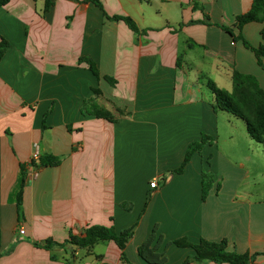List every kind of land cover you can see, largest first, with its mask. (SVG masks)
Listing matches in <instances>:
<instances>
[{"label":"crops","instance_id":"crops-1","mask_svg":"<svg viewBox=\"0 0 264 264\" xmlns=\"http://www.w3.org/2000/svg\"><path fill=\"white\" fill-rule=\"evenodd\" d=\"M98 1L102 7L90 0H10L0 8V42L10 43L0 60V264H64L66 254L56 249L60 260L52 261L35 244L64 243L94 225L119 233L138 222L126 248L131 264H146L138 248L155 227L164 238L160 251L187 238L228 240L229 251L264 253V199L245 185L244 162L255 142L238 137L229 118L221 121L230 114L214 109L207 84L231 92L236 70L255 76L264 90V57L261 67L222 28L233 29L253 0ZM114 16L131 18L141 33L109 19ZM263 28L249 23L242 35L259 48ZM82 57L97 65L99 80L80 64ZM100 110L112 120L94 116ZM203 134L212 143L184 174H170ZM35 146L61 164L32 175L20 217V166L31 161ZM203 171L216 177L205 202ZM73 250L81 264H98L96 256L125 264L114 242L98 243L90 254ZM193 255L172 245L166 264ZM256 263L264 264V256Z\"/></svg>","mask_w":264,"mask_h":264},{"label":"trees","instance_id":"trees-1","mask_svg":"<svg viewBox=\"0 0 264 264\" xmlns=\"http://www.w3.org/2000/svg\"><path fill=\"white\" fill-rule=\"evenodd\" d=\"M9 2L10 0H0V8L7 5ZM90 2L102 7L98 0H90ZM193 7L196 10L203 9L195 2ZM109 19L114 21H123L136 36L141 33L137 24L129 17L114 16L109 17ZM253 22L264 24V0H253L251 9L247 13L236 17L235 26L233 29L228 27L222 28L232 37L234 42L241 41L248 50L254 52L258 59L259 65L262 67L264 46L261 45L259 48H254L242 35L244 26ZM191 23L193 24L197 22ZM235 29L238 31L237 34ZM262 37L264 39V28L262 30ZM9 48L10 43L5 39H2L0 42V60L3 58ZM82 63H86L89 66L90 71L98 80L101 78L97 65L90 58H80V64ZM104 79L112 86L116 84V81L113 78L104 77ZM232 81L233 89L231 92L219 88L212 80L207 81L208 87L215 95L214 109L216 111L218 110L229 113L237 119L242 120L246 125V130L249 137L256 143L264 145V90L260 86L255 76L243 74L236 70L233 72ZM94 92L96 94H100L99 90L94 89ZM51 112L52 109L47 112L45 118ZM119 112L122 113L121 110H119ZM94 116L97 118L112 120V117L109 113L103 112L101 110L96 112ZM212 141L213 139L210 136L203 134L199 141L190 144L181 166L171 171L170 174H184L193 156L195 154H200L204 147L208 144H211ZM60 164V158L52 155H45L41 156L39 161L31 160L30 162L20 166L21 180L16 194V203L20 217H22L23 213L22 204L24 188L30 182L32 175L38 174L42 168L57 167ZM214 182L215 180L212 173L205 171L202 173L203 202L206 201L209 192L214 185ZM150 201L151 194H148L146 198V204L141 215H144ZM127 209H129V206H127ZM138 223L133 227L125 229L119 233L116 232L113 226H89L84 230L81 236H76L71 233L69 239L64 243L46 240L42 244L36 243L35 245L41 246L48 250L51 253L52 261L60 260L59 256L55 252V250L58 249V251L67 255L66 259L63 260L64 264H81V262L78 261L76 251L73 250L74 247H77L79 250H85L87 254H90L98 243L114 242L121 250L122 261L125 264H131L126 256V248L128 243L134 237ZM163 242L164 238L157 235V227H155L150 237L138 248V254L140 258L146 264H166L168 262L167 248L172 245L177 248H190L194 251V255L187 258L182 264H257V258L259 256H264V253L239 254L235 251H229L228 240L212 242L206 239H201L198 243H192L187 238H181L167 243L165 250L160 251ZM96 260L98 264H105L102 262L103 256H96Z\"/></svg>","mask_w":264,"mask_h":264},{"label":"rangeland","instance_id":"rangeland-1","mask_svg":"<svg viewBox=\"0 0 264 264\" xmlns=\"http://www.w3.org/2000/svg\"><path fill=\"white\" fill-rule=\"evenodd\" d=\"M229 114V113H228ZM230 117H221L222 122H226V119L229 118L231 122L236 124V135L238 137L247 136V130L245 123L237 119L236 117L230 115H224ZM226 134L222 132V138L225 137ZM255 142V141H254ZM221 147H223V143L221 142ZM247 157L249 158L244 163L247 164V169L249 170L250 176L246 178L245 185L248 188L254 191V194L257 199H264V145H257L255 142L253 150L247 152ZM204 169L206 170L207 166L204 163ZM204 172V171H203ZM207 172V171H205ZM193 173V170L190 171V174ZM215 175V173H214ZM216 177L214 176V179Z\"/></svg>","mask_w":264,"mask_h":264},{"label":"built area","instance_id":"built-area-1","mask_svg":"<svg viewBox=\"0 0 264 264\" xmlns=\"http://www.w3.org/2000/svg\"><path fill=\"white\" fill-rule=\"evenodd\" d=\"M40 157H41V154H40L39 148L37 146H35V150H34V152L32 154V159L31 160L39 161ZM33 175L36 176L37 174H33ZM150 187L152 189L157 188V183L156 182H152L150 184ZM19 234L20 235H25V230L23 228H20L19 229Z\"/></svg>","mask_w":264,"mask_h":264},{"label":"water","instance_id":"water-1","mask_svg":"<svg viewBox=\"0 0 264 264\" xmlns=\"http://www.w3.org/2000/svg\"><path fill=\"white\" fill-rule=\"evenodd\" d=\"M77 247H75V249H76Z\"/></svg>","mask_w":264,"mask_h":264}]
</instances>
